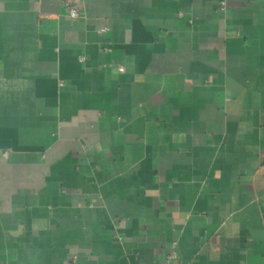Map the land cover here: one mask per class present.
I'll return each mask as SVG.
<instances>
[{
	"label": "crops",
	"instance_id": "0c3cea01",
	"mask_svg": "<svg viewBox=\"0 0 264 264\" xmlns=\"http://www.w3.org/2000/svg\"><path fill=\"white\" fill-rule=\"evenodd\" d=\"M220 3L0 0V264H264V0Z\"/></svg>",
	"mask_w": 264,
	"mask_h": 264
},
{
	"label": "built area",
	"instance_id": "2783aa9c",
	"mask_svg": "<svg viewBox=\"0 0 264 264\" xmlns=\"http://www.w3.org/2000/svg\"><path fill=\"white\" fill-rule=\"evenodd\" d=\"M78 1L80 0H62L63 5L67 8L68 15L72 18H77L80 15ZM226 5H227V0H221L220 3L221 9H225ZM78 58L80 61H83L85 59L83 55H79ZM170 245H171L170 247L171 249L165 251L164 253V257H165L164 264H171V261L177 257V250H176L177 242L172 241Z\"/></svg>",
	"mask_w": 264,
	"mask_h": 264
}]
</instances>
